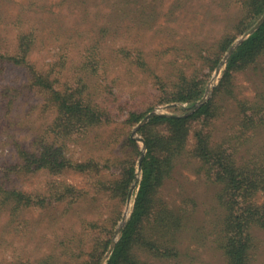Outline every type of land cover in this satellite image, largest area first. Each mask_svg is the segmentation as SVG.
<instances>
[{
  "label": "rangeland",
  "instance_id": "374dc122",
  "mask_svg": "<svg viewBox=\"0 0 264 264\" xmlns=\"http://www.w3.org/2000/svg\"><path fill=\"white\" fill-rule=\"evenodd\" d=\"M240 14L233 0H0V47L13 53L18 36L31 32L35 43L30 59L37 72L47 75L51 87L62 94L91 98L103 109L108 120L84 134L78 132L66 138L64 148L74 164L90 158L102 163L107 156L122 159L131 154L133 149L126 146L124 138L129 135L134 139L135 127L151 112L187 117L193 114L191 109L197 102L214 98L216 108L210 116L214 119L208 129L215 142L237 128L244 114L241 101H251L260 110L255 117H264V102L259 109L256 106L264 98V78L253 67L238 73L232 94L224 91L213 96L226 53L247 32L235 36L214 69L205 58L219 37L235 32ZM29 77L26 69L0 59V183L7 189L43 193L48 181L61 182L80 188L84 196L75 206L68 198L45 207L25 208L16 216L8 206L0 207V264H84L92 236L78 234L84 222L107 215L111 201L98 193L104 191V185H99L92 174L75 171V167L59 175H48L45 170L33 174L20 167L9 169L18 161L13 142L36 149V143L60 113L52 96L36 89L28 92L23 87ZM192 80H200L203 85L197 101L188 104L171 99L169 93L182 91ZM130 112L143 114L134 126L125 122ZM200 123L192 122L193 134ZM138 131L134 141L139 156L135 152L132 156L137 163L141 152L145 153ZM185 163L184 158L178 161L176 173L160 188L158 196L163 200L176 202L197 193L198 200L202 199L207 187L203 180L195 182ZM139 179L137 168L111 241L132 211ZM212 213L206 219L212 218ZM256 236V254L264 263V231H256ZM66 239L69 244L65 250L62 241ZM197 256L200 259L202 255ZM148 261L168 264L151 257ZM215 262L211 264L223 263L221 259Z\"/></svg>",
  "mask_w": 264,
  "mask_h": 264
},
{
  "label": "trees",
  "instance_id": "16d2710c",
  "mask_svg": "<svg viewBox=\"0 0 264 264\" xmlns=\"http://www.w3.org/2000/svg\"><path fill=\"white\" fill-rule=\"evenodd\" d=\"M233 1L241 14L234 26L235 32L224 33L210 45L205 59L211 62V69L219 63L235 36L248 32L264 14V0ZM34 43L31 32L21 33L13 53L9 54L0 47V59L26 69L30 77L29 83H24L23 87L28 92L36 89L52 96L58 102L60 113L48 126L45 136L40 137L36 149L19 141L13 142L18 161L9 169L13 171V168L20 167L33 174L45 170L48 175H59L75 167V171L92 174L99 185H104V191L98 190V193L111 201L107 215L91 223L84 222L85 226L78 234L79 237L88 233L92 236L91 249L84 264H99L110 246L122 206L136 176L138 163L132 156L133 152L139 156L137 143L126 135L124 143L134 150L128 157L107 156L102 163L90 158L74 164L64 153L66 138L78 132L84 134L90 128L102 125L109 117L91 98L62 94L51 87L47 75L37 72L30 59ZM262 61L264 20L228 56L213 96L224 91L232 94L236 76L250 67L255 73L260 71L264 78ZM202 91L200 80H192L182 91L169 94L172 100L193 104L201 97ZM263 102L264 98L258 101V109ZM215 103L214 98L210 99L187 117L154 116L139 128L138 133L145 143V155L140 164L138 190L132 211L105 264H153L148 261L149 257L168 264H194L195 261L211 264L217 259H221L222 264H264L259 262L256 254L259 245L256 231H264V117H255L260 110L251 101H241L242 108H246L238 119L237 128L215 142L208 129L214 119L210 116L214 114ZM142 117L143 114L130 112L125 122L134 126ZM192 122L202 124L196 128L195 134ZM183 158L187 162L184 166L191 169L195 182L203 180L209 195L206 190L199 200L197 193L189 194L191 197L182 196L176 202H167L158 196L159 190L176 173V163ZM44 188L43 193H27L7 189L0 183V207L8 206L16 216L25 208L45 207L68 198V202L72 201L71 205L75 206L84 196L80 188L61 182L48 181ZM183 193L186 194L187 189ZM94 201L98 199L94 198ZM211 212L212 218L206 219ZM68 244L67 239L62 241L65 250ZM199 254L202 255L200 259Z\"/></svg>",
  "mask_w": 264,
  "mask_h": 264
},
{
  "label": "water",
  "instance_id": "95a60500",
  "mask_svg": "<svg viewBox=\"0 0 264 264\" xmlns=\"http://www.w3.org/2000/svg\"><path fill=\"white\" fill-rule=\"evenodd\" d=\"M263 20H264V14H263V16L259 19V21L256 23V25L246 33L245 38H243L242 40L237 41L234 45H232V46L229 48L228 52L226 53V55H225V57H224L223 62H226L228 56H229V55L232 53V51L238 46V44H240L244 39H246V38L248 37V35H250L253 31H255V30L257 29V27L261 24V22H262ZM223 62H222V63H223ZM204 102H205V99H202V100H200L199 102H197V103L192 107L191 112L197 110L202 104H204ZM157 115H158V114H157L156 112H151V113H149L148 115H146V116H145V117H144V118L138 123V125L135 127V129H134V131H133V133H132L133 138L135 139L136 132L138 131V129H139L141 126H143L145 123H147V121H148L151 117H153V116H157ZM141 142L143 143V150H145V143H144L143 140H141ZM144 155H145V153H144V151H142V152H141V155H140V158H139V160H138V171H139V173H140V164H141L142 159L144 158ZM124 223H125V221H124L123 224H122V225H121V226L115 231V238L111 241L110 246H109V249H108V252H107V254H106V256H105V258H104V260H103V262H102L101 264H104V262L106 261V259H107L108 256L110 255V253H111V251H112V249H113V247H114V245H115V242H116V240H117L116 236L119 234V232H120L122 226L124 225Z\"/></svg>",
  "mask_w": 264,
  "mask_h": 264
}]
</instances>
